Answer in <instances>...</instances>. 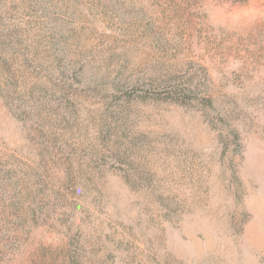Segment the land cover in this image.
Listing matches in <instances>:
<instances>
[{"label": "rangeland", "instance_id": "obj_1", "mask_svg": "<svg viewBox=\"0 0 264 264\" xmlns=\"http://www.w3.org/2000/svg\"><path fill=\"white\" fill-rule=\"evenodd\" d=\"M0 264H264V0H0Z\"/></svg>", "mask_w": 264, "mask_h": 264}]
</instances>
